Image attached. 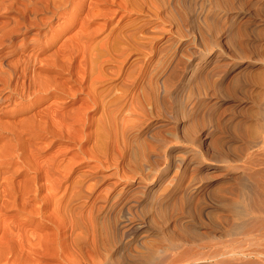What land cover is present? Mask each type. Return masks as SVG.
I'll return each instance as SVG.
<instances>
[{
  "label": "bare ground",
  "instance_id": "obj_1",
  "mask_svg": "<svg viewBox=\"0 0 264 264\" xmlns=\"http://www.w3.org/2000/svg\"><path fill=\"white\" fill-rule=\"evenodd\" d=\"M27 3L21 8L17 6L15 0H0L1 10L16 13L9 22L0 25V48L10 44L15 35L23 34L33 28L37 29L31 42L20 43L12 51L11 58L0 63V70L6 77L2 83L5 92L0 95V262L3 260V264L4 262L19 264L18 258L23 250L24 253L29 254V257L32 255L30 259L28 254H24L25 260L27 258L31 260V262L27 260L26 262H29L27 264L38 260L34 259L36 255V257L38 255L46 257L44 254H48V257L44 262L40 260V264H175L191 261L200 264L208 258H213L216 264H264V126H260L261 124L256 126L248 147L238 148L232 152L234 165L230 164L231 158L228 160L226 152L222 151L221 155L218 151L221 155L219 156L215 151L214 158L207 163V166L199 165L200 162H197L198 172L196 170V176L194 175L195 177L193 176L190 181L181 182L183 184L179 185L165 182V185L160 184L161 186L157 187L147 183V178L151 177L146 175L145 181L141 179L143 183L140 181L141 183L135 186L127 187V194L123 195L121 192L119 196L116 194L118 197L115 195L117 200L112 207L107 205L109 201L106 203L107 200L100 195L98 196L100 198L94 199V197L89 204L83 201L84 199L81 200L82 203L80 202L81 198L78 197L81 190L84 187L89 190L91 181L87 182V186L78 177L69 185L64 183L77 163L96 159L98 158L96 156H99L92 155L95 151H88L89 148L87 150L86 146L84 147L91 136V132L87 130L92 122L90 112L99 110L98 121L103 126L104 134L105 123L111 126L122 121V130L133 126V117L131 119V115L128 117L129 114L126 113H143L145 104L162 105L168 111L167 105L172 98L171 95L180 88L178 83L182 81L180 75L186 68L184 64L186 60L175 56L169 59L168 56L169 61L166 60V65H163L165 68L162 67L163 73L151 81L146 77L150 82L147 81L145 89L142 88L141 92L137 93L133 91L136 78L133 76L131 79L132 74L123 75L127 80L126 83H123L122 76V83L104 87V82L107 83L116 73L114 68L111 71V68L105 69L104 66L108 61L115 63L120 59L122 62L132 51H141L144 54H147V51L153 52L155 36L142 31L143 25L150 20L159 19L164 23H176L184 29L191 26L193 19L197 17L196 13H194L196 16L192 14L196 11L193 9L201 6L200 0H27ZM164 8L168 9L169 14L161 17ZM245 9L241 10L245 11ZM132 10L144 17L141 18V25L128 31H126L128 28H125L126 32L120 31L113 38H111L112 31L102 40L97 41L106 30L109 21L111 22L116 16L119 20L130 14ZM245 26V30L250 28L246 24ZM57 43L59 45L55 47ZM119 70L118 68L115 75L120 73ZM192 71L194 70L191 69V73ZM245 74L246 72L243 77ZM199 90L204 92L201 88ZM263 104L264 102L261 105ZM206 131L203 129L202 133ZM147 137L152 144L148 142L149 151L147 150L144 159L147 161L148 156L149 159L152 157L151 166L156 168L162 158L156 147L161 148L160 146L163 147L166 143L168 145L170 139L166 140L156 128L147 131ZM147 137L145 138L148 139ZM192 144L198 146L199 139L194 138ZM52 147H54L53 155H46L45 150ZM195 152L194 154H198ZM223 155L227 159H223ZM200 158L198 157L197 160ZM100 159L96 160L100 163L102 161ZM181 162L178 163L181 165ZM146 166L150 164L141 167L145 170L148 168ZM230 168L234 170V181L219 183L213 197H208V202L201 194L199 195L202 196L201 198L195 197L196 193H200L199 191L206 192L204 191L206 184L203 183L206 175L208 177L209 173L215 170L231 171ZM142 174L145 176V173ZM190 174L187 175L191 176ZM135 175L138 174L128 177L133 176L134 179ZM121 176L127 179L125 175ZM96 182L99 183V180ZM168 183L169 185H166ZM63 184L67 186L63 188L64 192L60 193ZM85 197L87 200V196ZM173 197L176 200H172L176 203L175 208L173 207L174 213L166 214L170 217L161 219L162 225L158 224L163 227H160V230L155 229L161 236L157 240L155 237L154 240L151 238V241L144 239L146 243L143 240L141 250L133 249L135 253L129 252L131 249L127 248L130 242L127 239L132 237L135 240L136 236L149 232L154 224L152 227L149 225L163 213L165 214V209L171 207V205L167 207L166 204L169 200L172 203ZM112 199L115 201V198ZM220 200L225 201H222L224 202L222 209L220 208L222 211L219 213L218 210V215L214 211L215 223L212 225L211 221L210 226H212L205 230L209 224L205 221L209 222V220H203V216H207L208 204L210 207L219 206ZM106 205L109 208H106ZM85 206H88L86 211L83 209ZM113 207H117V214L112 212ZM173 208L171 207L169 211L172 212ZM103 212L106 217L103 216L107 218L105 219V225L108 227L105 229L108 230L107 246L102 245L98 238L101 237L98 216L102 218L100 214L102 215ZM104 217L101 219L102 224ZM211 218L213 219L214 215ZM68 223L70 227L67 226ZM106 227L102 226V228ZM164 229L175 232L165 233ZM175 233L177 236H174ZM215 233H218V236ZM67 242L70 243L71 248ZM131 242L135 243L133 240ZM13 257L15 259L17 257L16 263L15 259L12 260ZM21 261L20 264L24 262Z\"/></svg>",
  "mask_w": 264,
  "mask_h": 264
},
{
  "label": "rangeland",
  "instance_id": "obj_2",
  "mask_svg": "<svg viewBox=\"0 0 264 264\" xmlns=\"http://www.w3.org/2000/svg\"><path fill=\"white\" fill-rule=\"evenodd\" d=\"M209 1L212 3L209 4L210 3ZM221 1L219 0H204V1L200 0L202 7L199 6L198 8L196 7V9L194 8L193 11L194 10L196 11L192 13L194 16H196L194 13L197 14L198 18L195 17L197 21L193 19L191 26L185 29L181 26H178L176 23H164L160 21L159 19L150 20L149 23H146L145 25H143L142 31L143 32L146 31L148 34L155 36L154 43H153L154 44L153 52L146 50L148 53L146 52L147 54H144L143 52L141 53V51H132V52H129L128 55H126L127 57H125V60H123L122 62L120 61V59H118L119 61L116 60L115 63L108 61L109 63L108 64L106 62L107 65L105 64L104 66L105 69L114 68L115 69L114 72L117 73L118 68H119L120 73L118 72L119 73L118 75H115L116 73L112 75V79L108 80L109 82L108 81L107 83L104 82V85H105L104 87H107V86L112 87L113 85L122 83L123 81H124L123 83H126L127 80L125 79L124 76L132 74L131 79L133 76L136 78L135 85L133 86V91L136 93L138 91L141 92L142 88L145 89V85L147 81L149 83L151 80H154L155 77H159L161 73H163L164 69L162 67L166 65V62L169 61V59L172 56H175L176 58H179V59L182 58L181 60H186L184 61L186 68L183 70V72L180 75V81L182 79L180 83L182 82L183 83L182 84L178 83L180 85L179 86L180 88L176 89L175 91L176 94L174 92V94L171 95L172 98L169 100L170 102L168 101L167 109L169 112L171 111V113H168L170 114L171 117L168 116L167 114L168 111L164 109L162 105L157 104L158 105L157 106L155 104L154 106H151V105L145 104L143 105L144 106L143 113L139 112V113L134 114V113L125 112L127 115L129 114L128 117L130 115H131L130 118L133 117V119L131 118L132 122H134L133 126L128 128L127 130H124V128L122 130V124H123L122 121L113 123L111 125L112 127L109 125L110 128H108L109 127L108 123H105V127L107 130L105 129V133H104L105 135H104L103 126L98 121V117L100 113L99 110L90 112L91 114L89 113L90 117H92L90 118L92 122L89 124L90 126L88 127L87 130L91 132V136H89V139L85 142L84 147L86 146L85 148H87V150L89 148L88 151H95L93 152L92 155L94 154L99 155L96 157H98L99 159L101 158L102 161L100 159L101 162L99 163V161L96 160L98 158L96 159L94 158L92 160L90 159L89 161H82V163L81 162L77 163L75 167H73L72 171L70 172L68 176L69 181L67 180L66 182H64L67 185H69L72 180L77 179L78 177H80L78 179L83 180L86 185L88 181L93 182L92 185H91V182L90 183L88 182L90 191L85 187L84 189L81 190V193L78 197V198H81L80 199L81 203L83 201H87L89 204L91 200L100 198L98 197L100 195V196H103L107 200L106 203H108L109 201V204L107 205L109 206L111 205L112 207V205L116 202L117 197L119 196L120 192L123 193V195L127 194L126 190L130 188V186H135L137 183H141V182L143 183L141 179L145 181L146 175L147 177H151V178H147L146 180L147 183L152 184V185H157V187L161 185H165V182L166 183L170 182V184H173V185L174 184L179 185L181 182L184 183V182L190 181L191 178H194L198 172L199 166L197 162L198 161L200 162L199 165L205 164L204 166H207V163H210L212 159L214 158L213 155L215 154V151L219 156H221L223 153L226 152L225 155L228 157V160L231 158V160H229L230 164L233 163L232 165H234L235 162L232 161L233 159L231 157L232 152L238 148L248 147L249 140L251 139L255 128H257L260 124H261L260 126L262 125L264 126V120H263L264 116H262L264 115V110H263L264 104L261 105L262 102H264V82L261 83L262 80L264 81V79H262V77L264 76V15L263 16L261 15V14H264L263 12V7H264L263 1L264 0H221ZM243 1L244 2L246 1L245 2L246 4L243 3ZM15 3H17V6L21 8H24L28 4L27 0H15ZM244 6L246 7V9ZM240 8L242 10L245 9V11H242ZM259 11L260 12L262 11L263 13H260ZM165 14L166 15L169 14L168 9L166 8L162 9L161 17L163 16L165 17L166 16ZM15 16H16L15 12L10 13V12L0 9V25L2 23H6V21L9 22V20H11V18ZM122 18L117 20L118 17L116 16L114 19L111 20V22L109 21V24L106 30L102 33V35H100L97 38V41L102 40L105 35L109 34L112 31L113 32L111 34V38L117 35V33L120 31L126 32L128 30L138 27L139 25L142 24L141 18H144V17L141 14H138V12L132 10L130 14H127L126 16ZM245 24L247 25V27H250V28H247L245 30L246 28ZM125 28L126 29L128 28V29L126 30ZM35 31H37V29L33 28L23 34L15 35L14 37H12V42L10 44L4 45L5 47L4 46L1 47L0 48V63H4L5 61H8L11 58L10 55L12 51L15 50L16 47L20 45V43L22 44V43H29V41L31 42ZM257 33L260 35H258ZM58 43L55 44V47L59 45ZM238 48L244 50V52ZM239 51H242V52H239ZM238 52H239V55H238ZM167 57L169 59H167ZM114 69H112L111 71H113ZM191 69L194 70L192 71V73H191ZM126 70L128 71L125 74ZM240 71L242 75L241 73H239ZM243 72L244 73L246 72L248 76L246 77L245 76L246 74H245L243 77V74H244ZM2 74L3 72H1L0 70V75H1L0 79L2 80L0 81V95L4 94L5 92V90H3L2 83H4L6 77L4 76V74L3 75ZM122 76L124 77V80ZM256 76H257V79H255ZM146 77H148L150 81ZM142 80H144V82ZM184 80H185V84H184ZM200 88L203 89L204 92H202V90H199ZM169 105L171 106L169 107ZM257 108L259 109V111H261L260 114H259V111H257ZM96 120L98 122H96ZM151 127L156 128V130L160 133V135L165 137L166 140L170 139L168 141V145L167 143L164 145L166 149L163 148L164 146L163 147L160 146L161 148L156 147V149H158L159 151L158 153L162 155L159 165L156 168H154V166H151L152 161L150 159H152V157H150L149 159V156L147 155L148 156V159H146L147 161H145L144 159L146 157L145 154L147 153V150L149 151L148 142H151L150 144H152V141H149L150 139L149 137H147V131L152 129ZM203 129L207 131L205 133L204 132L202 133ZM122 133L124 135H122ZM96 134L97 136H95ZM101 134H103V137ZM145 137H147L148 139H146ZM193 137L199 139V145H198L199 147L197 145L195 146L193 144L191 145L192 140L194 139ZM93 138H95L96 141ZM98 139L100 142H98ZM144 139L147 140V142ZM143 141H145L146 143ZM142 143H144V145ZM103 144L104 145L106 144L105 147ZM141 145H143L142 146L143 150L142 148L140 149ZM196 146L199 150L196 148ZM91 147H93L94 150ZM45 151H47L45 152L46 155H53L54 147H52L51 149L48 148ZM188 151L189 153H187ZM193 151L198 152V154L196 152H195L196 154H194ZM218 151L220 152L221 155L218 153ZM222 151L223 153H221ZM166 152L169 154H167ZM163 154H164V157H163ZM111 156L113 157L112 159H111ZM226 156H224L223 159H227ZM198 157H201L200 160L199 159L197 160ZM178 159H181V161L182 160L183 161L181 162ZM176 160L178 161L176 162ZM194 160L196 161V163ZM132 162L135 165H133ZM141 162H143L142 164L144 165L150 164V166H146L149 168V170H146L148 169L146 167H145L146 169L143 170L142 167L144 168V165H142ZM178 162H181V165ZM106 163L108 165H105ZM194 163L196 165H194ZM96 164H98V166ZM196 166L197 168H195ZM122 170L125 173H123ZM184 171L187 173H185ZM233 171L231 169V171L230 170L228 171L227 170H215V171L210 172L209 176L212 175L213 177L210 178L208 176L209 177V180H208L207 179L208 177L206 175V177L204 178L205 181L202 179L203 183L205 182L204 184H206V187H205L206 189H204V191L206 192L204 193L203 191H199L200 193L199 194L196 193L195 197L198 196V198H201L202 196H199L201 194L205 197L206 201L208 197L210 198L213 197V194L217 191V188H218L217 185H220L221 182L228 183V182H231L232 180L234 181ZM133 173L138 174V175H135L134 179L132 178L133 176L128 177L129 175L130 176L134 175ZM142 173H145V176ZM187 174L188 175L190 174L191 176H188ZM121 175H125L127 179L123 178L124 176H121ZM139 176H140V179H139ZM203 177L204 176H202V178ZM124 179L126 183L124 182ZM130 179H133V180H130ZM184 179L186 180L184 181ZM98 180H99V183L96 182ZM128 181L129 183H127ZM149 181H152V182H149ZM177 181H180V182L178 183ZM114 183L116 184L114 185ZM66 184H63V187L61 189L62 191L60 190V193L64 192L63 188L67 186ZM90 185L93 188L92 187L90 188ZM166 185H169V183ZM210 189L212 192L209 191ZM206 194H208L209 196L208 195L205 196ZM115 195L117 197H115ZM85 196H87V200L85 199L86 198ZM111 198H115V201L114 199L111 200ZM109 199L113 203H111ZM172 200H175V198L174 197L171 198V201ZM169 201H168V204H166L167 207L168 205L169 206L171 205L172 208L173 207L175 208L174 204L176 203L174 201H172V203ZM222 201L224 200H220L219 202L220 204H218L219 206L212 205L213 207H210L209 206L210 204H208V207H209L208 209L210 212L207 209V213H206L207 216L206 217L203 216L205 218V219L203 218V220H209V222L205 221V223L207 224L209 223L208 225L206 224L207 229L205 230L209 229L211 221H212L211 223L212 225L215 223V221H213L216 218L214 211L217 212V215H218V210H219V213L220 211H222L221 210L223 206L222 204L225 202V201L224 202ZM107 205H106V208H109V206ZM87 207L88 206H85V208L83 207V209L86 211ZM164 207L166 208V206ZM171 207H168L167 209H165L166 211L164 212L166 213L165 214L163 213L161 216L156 218L151 225H149L150 227H152L154 224L155 227L153 226L151 230H149V232L147 231L144 233L146 234L147 238L142 233L140 234L141 236L140 235L136 236L135 240L132 237H129L127 239V241L129 240L128 242H130L128 243L129 248H127L128 250L131 249L129 250V252L132 251L133 249L137 251L139 249L141 250V244H144L146 243V241H149V240L151 241L154 237L157 240V238L161 236V234L159 235L155 229L158 228V230H160L163 227V226L161 227L158 224L161 223L162 225L163 223L162 220H165L166 218L170 217V216H167L166 214L171 215L174 213L175 211L174 208L172 209L173 210L172 212L169 211L171 210L170 209ZM210 209L212 210V212ZM112 212L117 214L116 213L117 207H113ZM212 214L214 215L213 219L211 218L213 217ZM103 215L106 217V214L104 212L102 213V215L100 214L102 218H99L98 216V220H100V224H101V226L99 224V227H101V229L99 228V233L101 237H98V238H99V242H101L102 245L106 244L107 246V243H108V240H107L108 232L107 231L108 230H105L108 228L105 225L106 223L105 221L107 220V218H105ZM165 215L166 217H164ZM103 217H104V224H102L103 220H101L103 219ZM115 217L116 216L114 215V218ZM67 226H69V223L67 224ZM102 226L106 228H102ZM170 229L169 230L164 229V232L165 233L170 232L173 234L175 230L173 231ZM102 230L103 231L105 230L106 233H104L105 231L103 232ZM217 234L215 233V235ZM174 236H177V233H175ZM141 237H144V238H141ZM144 239H147V240L145 241ZM132 240L135 243L131 242ZM104 241L105 243H103ZM68 242H67V245L69 246V248H71V245ZM134 244H137V245L135 246ZM134 251H132L131 253L136 252ZM21 252H22L21 255L22 254L23 255L19 256L18 259L20 261L24 258V254L26 255L28 254V253H24L25 251L23 252V250ZM44 255H46V257L43 255H38V257H36L37 255L34 256V259L37 258L38 260H35L33 263H30V264H36L35 263L36 261H38L37 264H40L42 261L44 262L45 259L48 257V254H44ZM28 257H29V254H28ZM30 257H32V255ZM29 258H27L26 260L24 258L22 261H24L25 264H27L29 262H26V261L31 259ZM14 259L15 258L13 257L12 260ZM16 259L14 260L15 263L17 262ZM8 261L10 263V259ZM20 261L18 262L19 264H20ZM2 262L0 263L3 264ZM202 262L200 264H216L214 263L215 260L213 258H208V260L206 259ZM6 264H8V262H6ZM175 264H196V262L195 263L193 261L189 263L178 262Z\"/></svg>",
  "mask_w": 264,
  "mask_h": 264
}]
</instances>
